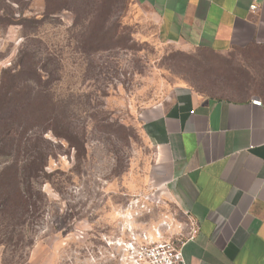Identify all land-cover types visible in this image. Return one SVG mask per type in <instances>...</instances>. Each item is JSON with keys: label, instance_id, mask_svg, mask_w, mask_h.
Listing matches in <instances>:
<instances>
[{"label": "rangeland", "instance_id": "rangeland-1", "mask_svg": "<svg viewBox=\"0 0 264 264\" xmlns=\"http://www.w3.org/2000/svg\"><path fill=\"white\" fill-rule=\"evenodd\" d=\"M248 56L168 44L136 0H0V140L22 135L0 148V170L34 147L49 155L45 179L23 187L28 212L0 198V264H121L158 231L186 239L156 110L182 86L215 98L258 90L264 61ZM13 80L16 116L4 108Z\"/></svg>", "mask_w": 264, "mask_h": 264}, {"label": "crops", "instance_id": "crops-1", "mask_svg": "<svg viewBox=\"0 0 264 264\" xmlns=\"http://www.w3.org/2000/svg\"><path fill=\"white\" fill-rule=\"evenodd\" d=\"M136 1L168 44L264 61V0L255 12V0ZM170 100L153 122L168 188L197 227L182 249L186 263L264 264V84L241 98L182 86Z\"/></svg>", "mask_w": 264, "mask_h": 264}, {"label": "trees", "instance_id": "trees-1", "mask_svg": "<svg viewBox=\"0 0 264 264\" xmlns=\"http://www.w3.org/2000/svg\"><path fill=\"white\" fill-rule=\"evenodd\" d=\"M23 61L24 59L22 54V56L20 55V62L23 63ZM29 71H33L35 76L40 77V74H38V69L36 70L31 67L29 68ZM18 87L19 84L13 80L10 89L13 88L14 93L12 94L9 102L10 104H14L15 106L10 107L7 97L4 101V108H8L6 110L10 111L14 115V110L16 112V115H18L17 112H19L17 103L20 98L21 89H19ZM7 94L9 95L10 93ZM52 133L56 137L61 136V134L56 133L54 129L52 130ZM19 136L20 138L17 139L18 142L11 139L0 140V148L3 147L11 150L15 144H21L20 139H22V135ZM31 154L32 156L22 163H19V158L17 156L15 158L10 157L8 164L0 170V198L3 200V203L7 207L12 209H21L24 211V213L29 211L28 202L31 198V196H27L26 194H24V185H27V187L31 189V185L34 180L45 179V176H47L45 169L48 163L49 155L38 151L36 147L33 148Z\"/></svg>", "mask_w": 264, "mask_h": 264}, {"label": "built area", "instance_id": "built-area-1", "mask_svg": "<svg viewBox=\"0 0 264 264\" xmlns=\"http://www.w3.org/2000/svg\"><path fill=\"white\" fill-rule=\"evenodd\" d=\"M259 0H255L251 6L253 12L259 10ZM256 106H262L260 100L253 101ZM197 232L195 224L191 223L190 237ZM186 239L167 238L161 231L157 232L154 239L144 238L138 244H131L127 253L131 256L121 257V264H187L182 253Z\"/></svg>", "mask_w": 264, "mask_h": 264}]
</instances>
